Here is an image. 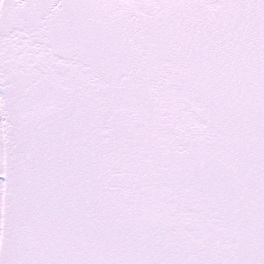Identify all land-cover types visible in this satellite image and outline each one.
<instances>
[{
	"label": "snow or ice",
	"instance_id": "obj_1",
	"mask_svg": "<svg viewBox=\"0 0 264 264\" xmlns=\"http://www.w3.org/2000/svg\"><path fill=\"white\" fill-rule=\"evenodd\" d=\"M0 264H264V0H0Z\"/></svg>",
	"mask_w": 264,
	"mask_h": 264
}]
</instances>
